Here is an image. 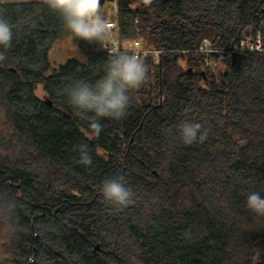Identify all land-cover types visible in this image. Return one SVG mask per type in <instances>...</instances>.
I'll return each mask as SVG.
<instances>
[{
  "label": "trees",
  "instance_id": "trees-1",
  "mask_svg": "<svg viewBox=\"0 0 264 264\" xmlns=\"http://www.w3.org/2000/svg\"><path fill=\"white\" fill-rule=\"evenodd\" d=\"M117 2L121 45L162 52L142 59L147 81L96 138L94 113L65 90L100 79L108 55L42 0H0L13 28L0 62V264H264V216L247 207L264 196V50L223 59L218 75L195 52L205 37L231 49L248 30L264 44V0ZM67 34L80 56L57 65L50 51ZM183 122L207 139L185 145ZM116 176L132 203L104 200Z\"/></svg>",
  "mask_w": 264,
  "mask_h": 264
},
{
  "label": "clouds",
  "instance_id": "clouds-1",
  "mask_svg": "<svg viewBox=\"0 0 264 264\" xmlns=\"http://www.w3.org/2000/svg\"><path fill=\"white\" fill-rule=\"evenodd\" d=\"M42 3L62 17L63 23L75 38L97 42L103 48L110 35L111 25L100 14L101 0H42ZM150 4L151 0H145ZM13 28L9 21L0 15V62L6 59V50L11 47ZM148 79V67L137 54L113 50L104 62V75L88 83L76 81L65 92L68 103L76 110L94 113L89 121L92 134L99 138L102 131L100 118L123 119L130 103L129 93L139 89ZM180 138L185 145L203 142L208 131L199 123L183 122L179 126ZM79 163L92 164L87 145L79 146ZM106 202L128 205L133 202L134 193L125 186L124 177H110L103 181L100 188ZM4 212L14 207L5 202ZM247 207L259 216H264V196L258 192L247 195Z\"/></svg>",
  "mask_w": 264,
  "mask_h": 264
},
{
  "label": "built area",
  "instance_id": "built-area-1",
  "mask_svg": "<svg viewBox=\"0 0 264 264\" xmlns=\"http://www.w3.org/2000/svg\"><path fill=\"white\" fill-rule=\"evenodd\" d=\"M111 25L110 35L105 41V47L100 45V50L109 56V52L113 50H119L121 52L137 54L141 59L151 57L155 62H159V54L162 52L160 49L145 48L139 39H135L132 42V47L127 48L121 45V42L115 33L116 21L112 18L104 17ZM264 50L263 37L261 32L248 30L243 38L233 46L231 49H222L215 45V43L209 38H203L199 43L195 52L201 54L204 57L205 65L208 66L211 71L218 75L222 67L221 61L223 59H232L234 56L238 57L240 54L247 52H258ZM237 59V58H236Z\"/></svg>",
  "mask_w": 264,
  "mask_h": 264
},
{
  "label": "rangeland",
  "instance_id": "rangeland-1",
  "mask_svg": "<svg viewBox=\"0 0 264 264\" xmlns=\"http://www.w3.org/2000/svg\"><path fill=\"white\" fill-rule=\"evenodd\" d=\"M118 0L106 1L100 6V14L103 17L114 19L118 10ZM116 29V28H115ZM116 33V30H115ZM140 40V39H139ZM141 41V40H140ZM132 41H125V45L128 48L132 47ZM79 46L75 44L73 37L69 34L62 37L60 40L54 42L53 47L50 51V58L55 64H63L68 58H78Z\"/></svg>",
  "mask_w": 264,
  "mask_h": 264
},
{
  "label": "water",
  "instance_id": "water-1",
  "mask_svg": "<svg viewBox=\"0 0 264 264\" xmlns=\"http://www.w3.org/2000/svg\"><path fill=\"white\" fill-rule=\"evenodd\" d=\"M106 1H109V0H101V4L103 5Z\"/></svg>",
  "mask_w": 264,
  "mask_h": 264
}]
</instances>
